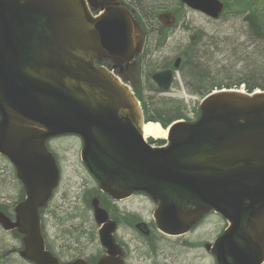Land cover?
I'll return each mask as SVG.
<instances>
[{
  "label": "water",
  "instance_id": "water-1",
  "mask_svg": "<svg viewBox=\"0 0 264 264\" xmlns=\"http://www.w3.org/2000/svg\"><path fill=\"white\" fill-rule=\"evenodd\" d=\"M181 1L212 18L223 8L220 0ZM104 3H90L100 12L93 16L85 0H0V154L12 162L25 193L15 220L0 210V224L22 235L18 253L34 264H88L83 258L60 262L46 249L39 218L60 177L46 142L77 134L81 159L102 192L114 199L147 194L157 203L158 230L168 235L186 232L214 210L227 221L205 244L216 263L261 264L264 90L207 93L195 121L172 122L166 144L153 146L144 139L143 112L120 67L135 68L131 59L142 48L143 32L118 0ZM159 18L174 21L169 13ZM106 59L108 67L96 64ZM124 74L134 77L130 69ZM153 78L167 87L172 74ZM99 197L90 200L105 254L95 264H122L117 223Z\"/></svg>",
  "mask_w": 264,
  "mask_h": 264
},
{
  "label": "rangeland",
  "instance_id": "rangeland-1",
  "mask_svg": "<svg viewBox=\"0 0 264 264\" xmlns=\"http://www.w3.org/2000/svg\"><path fill=\"white\" fill-rule=\"evenodd\" d=\"M125 1L142 15L147 28L152 26L153 10H177V24L163 33H150L142 53V86L139 84L138 88L141 87L142 103L154 114L162 115L170 109L180 108L186 115L184 119L196 118L202 95L188 91L185 84L190 81L187 68L181 65L172 84L165 90L156 89L151 76H147V73L164 68L172 69L173 60L188 51L199 50V55L203 57L200 60L202 67L222 84L242 78L252 81L249 79L250 67L247 66L250 63L239 60L236 53L242 49L239 47L245 45H249V52L250 45L256 44L247 21L251 12H261L264 18V0H254L251 6L254 8H249L248 0H240V3L237 0H222L224 8L218 18L189 9L179 0ZM193 36L194 41L191 40ZM48 146L57 156L60 181L41 214L46 244L63 261L78 256L96 258L104 250L86 196L97 192V184L81 161V140L76 135L57 136L48 141ZM23 196L22 184L15 175L12 163L0 155V209L13 217V206ZM100 203L112 216L119 218L115 237L123 243L130 264H215L214 256L199 245L211 242L225 227V220L216 213L206 215L194 230L178 239L165 237L154 229L152 212L155 205L148 196L135 194L121 201L106 196L100 199ZM141 220L150 229L148 236L134 226L136 221ZM149 240L157 244L154 251L146 245ZM185 241L186 245L182 243ZM21 246L19 234L0 225V264H32L19 256L17 251Z\"/></svg>",
  "mask_w": 264,
  "mask_h": 264
},
{
  "label": "trees",
  "instance_id": "trees-1",
  "mask_svg": "<svg viewBox=\"0 0 264 264\" xmlns=\"http://www.w3.org/2000/svg\"><path fill=\"white\" fill-rule=\"evenodd\" d=\"M237 1L240 3V0ZM248 3L249 8H254L251 7L254 0H248ZM249 17L250 18L247 22L249 29L252 31V35L256 39V44L254 46H252V44L250 45L251 50L249 49V52L247 51V46L249 45L239 47L242 49L236 53V56L239 60H248L247 62L250 63L247 66L250 67L249 79L251 78L252 81L247 80V78H242L236 80L235 82L222 84L219 80L214 79L216 76L210 74L208 69L202 67L203 63L200 60L203 59V57L199 55L200 51L195 49L186 52L182 61V68H187L188 75L190 76V81L185 83L190 93L204 95L214 87H238L241 82L245 84V88L248 91L257 87L264 89V45H262V43H264V18L261 12H251ZM143 105L145 110V119L159 121L163 126L168 125L175 119L186 117L184 110L180 108L170 109L169 111L163 112L161 115V113L154 114L151 110L147 109L145 103Z\"/></svg>",
  "mask_w": 264,
  "mask_h": 264
},
{
  "label": "bare ground",
  "instance_id": "bare-ground-1",
  "mask_svg": "<svg viewBox=\"0 0 264 264\" xmlns=\"http://www.w3.org/2000/svg\"><path fill=\"white\" fill-rule=\"evenodd\" d=\"M156 122V121H155ZM154 121L150 120L145 122L143 124V135L144 137H166L168 135V129L163 128V126H160V123H155Z\"/></svg>",
  "mask_w": 264,
  "mask_h": 264
},
{
  "label": "flooded vegetation",
  "instance_id": "flooded-vegetation-1",
  "mask_svg": "<svg viewBox=\"0 0 264 264\" xmlns=\"http://www.w3.org/2000/svg\"><path fill=\"white\" fill-rule=\"evenodd\" d=\"M153 22H152V26L151 27H149L148 28V30H149V33H152V32H154V31H156V32H158V28H159V22L156 20V17L154 18V20H152ZM160 32H161V30H159ZM164 69H167V68H164ZM223 229H224V227H223ZM223 231V230H222ZM222 231L220 232V233H222ZM219 233V234H220ZM218 234V235H219ZM217 235V236H218ZM216 236V237H217ZM165 237H170V236H165ZM215 237V238H216ZM173 238H178L179 239V237H173ZM214 238V239H215ZM213 239V240H214ZM212 240V241H213ZM184 245H186L187 244V242L185 241V242H182ZM204 243L205 242H203L201 245H199V246H203L204 247ZM188 244H189V241H188ZM120 245L123 247L124 245H123V243H120ZM146 245H148L153 251L157 248V244H156V242H154V241H148L147 242V244ZM197 246V245H196ZM211 254V253H210ZM212 255V254H211ZM122 260H123V264H130L129 262H128V254H127V252H126V250H124L123 249V251H122ZM214 262H215V260H214Z\"/></svg>",
  "mask_w": 264,
  "mask_h": 264
}]
</instances>
